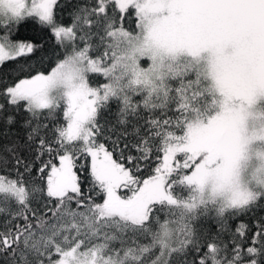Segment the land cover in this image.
<instances>
[{
    "label": "snow or ice",
    "instance_id": "6c2138e0",
    "mask_svg": "<svg viewBox=\"0 0 264 264\" xmlns=\"http://www.w3.org/2000/svg\"><path fill=\"white\" fill-rule=\"evenodd\" d=\"M0 264H264V0H0Z\"/></svg>",
    "mask_w": 264,
    "mask_h": 264
}]
</instances>
